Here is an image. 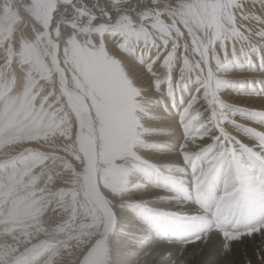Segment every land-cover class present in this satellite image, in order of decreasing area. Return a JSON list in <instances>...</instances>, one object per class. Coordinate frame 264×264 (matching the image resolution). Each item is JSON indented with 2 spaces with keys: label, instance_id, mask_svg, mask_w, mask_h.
I'll list each match as a JSON object with an SVG mask.
<instances>
[{
  "label": "snow or ice",
  "instance_id": "obj_1",
  "mask_svg": "<svg viewBox=\"0 0 264 264\" xmlns=\"http://www.w3.org/2000/svg\"><path fill=\"white\" fill-rule=\"evenodd\" d=\"M227 0H12L3 6L0 12V41L6 37L12 39L18 28L31 31L33 28L37 39L53 35L67 34L73 45L74 85L83 88L88 117L83 125L77 127L78 143L82 146L91 143L95 154L118 151L122 156H129L135 162V170L155 168L143 154L132 150L137 142V131L142 129L144 135L150 130L134 115L131 98L139 90L137 85L145 87V82L155 89L160 81L157 78L159 69H169V95L174 96L175 78L172 77L173 65L169 58L175 60L177 52H184V47L170 39L171 36H187L191 40L198 36L196 28L198 17L211 11L213 6L226 3ZM238 7L237 20H244L245 27L237 23L238 35L223 42L222 53L216 57L214 67L230 71L232 64L240 55H247L264 39V31L259 27L247 24L250 18L256 25H264V2L255 0L252 5L234 4ZM91 32L95 37H118L114 39L126 52L133 47L144 49L156 48L157 54L143 66L144 79L120 66L119 61L105 53L102 46L99 50H87L94 54L93 63H81L75 58L76 37L74 32ZM251 33V35H249ZM159 34V39L157 35ZM26 43V42H25ZM95 43V41H93ZM244 45H247L246 47ZM14 53V50H10ZM23 51V50H22ZM127 59V57H126ZM12 64H15L13 59ZM214 67L202 69L204 79L196 77L199 87L196 95L183 107L176 129L182 131V139L177 155L191 166L195 175L192 191L201 198L202 203L216 200L215 217L208 220L198 218L209 227L223 229L226 223L225 213L235 209L244 213L248 210L250 195L258 192L261 197L260 210L264 213V130H257L241 119L236 101L227 103L219 92L229 84V79L215 78ZM212 73L211 87L207 79ZM28 79H25V87ZM187 85H184L186 87ZM210 93V95H208ZM259 98V106H251L250 115L264 121V92L253 94ZM10 90V86H0V264H104V255L99 252L101 246L109 254L106 242L113 233L118 218L111 207L105 205L107 224L105 240H78L74 235L75 214L61 224L54 225L52 230L39 223V200L44 195L36 185L42 173L37 169L47 167L58 153L48 152L34 147L42 137L26 134L22 131L29 116L23 110ZM209 104L212 106L209 107ZM208 109L205 111V109ZM199 115L194 123H189L191 116ZM231 110L234 118L226 113ZM233 127H228V123ZM241 133L255 138L257 143H244ZM171 135L170 132L165 133ZM203 137V147L191 151L192 137ZM197 143H200L197 140ZM146 147H148L146 145ZM227 165L223 175V195L218 199L213 188L205 193L204 187L209 184L217 163ZM259 169V177L252 173ZM125 170L116 177L122 182ZM168 179L180 185L183 181L171 172ZM257 185L259 186L257 188ZM140 186L136 184L134 188ZM129 188L128 190L130 191ZM171 198H176L175 196ZM135 203V202H133ZM146 201L141 202V207ZM49 211L51 209L49 208ZM259 233L264 237V222L250 226L245 231H224V255L232 252V241ZM159 234L164 235L163 231ZM207 233L197 234L187 244L204 240ZM171 257V253L168 254ZM162 264H189L183 253L178 258L163 261ZM247 264H252L248 261ZM260 264H264V254Z\"/></svg>",
  "mask_w": 264,
  "mask_h": 264
},
{
  "label": "clouds",
  "instance_id": "obj_2",
  "mask_svg": "<svg viewBox=\"0 0 264 264\" xmlns=\"http://www.w3.org/2000/svg\"><path fill=\"white\" fill-rule=\"evenodd\" d=\"M11 2L12 0H0V12H3L6 3ZM254 2L255 0H227L223 5L213 6L209 13L198 17V36L191 40L187 36L170 37L174 41V47L177 42L184 47V52H177L175 60L169 58L168 61L173 65L172 77L175 78L176 92L184 88V85L196 83V77L204 79L202 69L214 67L216 57L222 53L223 42L238 35L237 23L245 27V21L237 20L235 15L240 9L233 8V5H252ZM247 24L264 31V25H256L250 18ZM35 31L34 28L29 31L21 27L12 39L6 37L0 41V86H10L12 95L17 98L16 102L29 116L22 131L42 137L40 144L34 147L58 153L47 167L37 169L42 175L36 187L44 193L39 200V223L52 230L54 225L63 223L75 214L73 235L78 240H105V205L115 212V209L132 199L129 188L141 183L147 185L148 180L136 172V162L131 157L118 156L114 162H108L99 155L97 149L93 160L91 143L84 146L78 143V124L83 125L89 113L82 98L85 95L83 88L73 83V60L69 58L72 56L73 45L69 43L67 34L37 39ZM72 35L76 37L75 45L79 48L99 50L102 46L107 55L119 61L121 67L127 68L128 52L119 43H115L113 47V37H95L91 32L80 31ZM156 35L159 39V34ZM260 43L264 44V39ZM10 50H14V53ZM158 71L159 86L149 93L146 88L137 85L139 90L131 98L133 115L145 126L153 97L156 94L169 95L168 88L172 87L170 83L166 86V82L170 80L169 69L161 67ZM214 72L215 78H231L230 71L214 67ZM127 75L132 78L131 72ZM212 78L210 72L207 78L210 87ZM219 95L227 103L233 102L222 90ZM236 95L242 96L243 93L238 92ZM207 110L206 108L205 111ZM194 111L197 114L191 116L189 123H194L198 118V110ZM261 111H264V106H261ZM226 115L234 118L231 110ZM246 123L252 126L254 121ZM149 139L142 129H138L137 142L132 150L143 154L147 151L146 141ZM190 144L191 151L199 150L203 147V137H192ZM125 170L128 174L122 176V182H117L114 176L121 175ZM148 193L168 195L162 186L145 187L142 195L147 196ZM99 252L104 255V264H111L110 254L105 253L103 246Z\"/></svg>",
  "mask_w": 264,
  "mask_h": 264
},
{
  "label": "bare ground",
  "instance_id": "obj_3",
  "mask_svg": "<svg viewBox=\"0 0 264 264\" xmlns=\"http://www.w3.org/2000/svg\"><path fill=\"white\" fill-rule=\"evenodd\" d=\"M100 2L104 4L106 0H100ZM113 39H118V37H113ZM263 53L264 47L257 46L247 55H240L238 60L231 66L229 84L222 89L226 96L236 101L235 106L241 109L238 116L247 121H254L252 126L257 130H264V121L258 118L254 119L250 113L251 106L261 104L259 98H255L253 94L264 92V62L257 61ZM156 54V48L133 47L127 56L129 71L137 78L144 79L143 66L139 63V59L142 58L143 63L146 64ZM75 58L81 63L94 62V54L79 47L75 50ZM145 87L149 93L153 91L152 87L146 82ZM198 87L197 83H193L181 88L174 96L156 94L153 97V103L146 120V127L151 134L148 135L150 139L146 141L148 147L143 155L156 167L136 171L139 175L147 178L148 184L141 183L140 186L130 189L132 199L124 206L115 209L117 218L120 217L125 220L119 221L118 219V224L106 242L111 264H162L163 261L178 258L181 253L184 254L190 264H224L226 259L236 264H247L248 261H252V264H260L261 255L264 254V237L259 233L232 241L231 254L229 256L224 255V244L226 242L224 231H228L230 225H234L235 228L239 223H246L244 227L236 228L237 231L243 232L251 223L253 226L264 222V213L260 210L261 197L258 192L250 195L247 210L250 219L235 220L237 223L234 222L233 224L228 220L223 229L215 226L209 227L198 219L201 216L208 217L206 212H210L209 214L213 215L214 218L216 200H209L206 204L202 203L201 198L197 197L192 191L194 178L195 175H198V172L185 164L177 155L182 139V131L176 129L183 107L196 95ZM238 92L243 93V95L237 96L236 93ZM182 95H184V98L180 100ZM227 126L233 127L230 122ZM168 132L171 135L165 134ZM241 139L244 143H257L253 136L246 133H241ZM118 156L122 155L116 150L105 152L102 155L108 162H114ZM95 158L96 154L93 150L92 159L95 160ZM223 167L226 169H223ZM225 170H227V165L218 162L209 184L203 189L205 193L211 187L214 189L217 199L223 195L222 178L226 173ZM169 172L174 177L180 178L183 183L180 185L173 183L168 179ZM252 175L258 178L260 175L259 169L257 168ZM117 176H114V179ZM154 186H162L166 189L168 195L156 193H148L147 196L142 195L145 187L152 188ZM181 195H188L189 197L195 195L197 200L208 210H199L200 212L197 213L191 211V213L190 209L193 206L196 207V204H193V206L188 205L187 201L189 203L190 198L185 202ZM173 196L176 198H171ZM142 201H146V205L143 207H141ZM140 211L145 215L156 217V223H159L162 217L171 219L179 225L178 232L172 237L168 233H164L160 237L159 232L157 233L149 226L146 227V225L140 223ZM146 231L148 232L146 233ZM201 233H207L206 239L185 246L186 242L191 241L195 235ZM169 253L172 254L171 257H169Z\"/></svg>",
  "mask_w": 264,
  "mask_h": 264
},
{
  "label": "rangeland",
  "instance_id": "obj_4",
  "mask_svg": "<svg viewBox=\"0 0 264 264\" xmlns=\"http://www.w3.org/2000/svg\"><path fill=\"white\" fill-rule=\"evenodd\" d=\"M262 55H264V53L262 54ZM261 55V57L260 58H258L257 59V61H260L261 60V62H264V56H262ZM186 93V92H185ZM184 98V95H182V97L180 98V100H182ZM223 169H226L225 167H223ZM226 171V170H225ZM181 198L186 202L189 198L191 199H189V203H188V201H187V204L188 205H190V206H193V204L195 205L196 204V207L195 206H193V208H191L190 209V212L192 211V212H194V213H197V212H200L199 210H202V211H205V210H208V208L206 209L198 200H197V198L195 197V195H191V197H189L188 195L187 196H185V195H181ZM196 202V203H195ZM191 203H192V205H191ZM196 208H198V209H196ZM196 209V210H195ZM196 211V212H195ZM201 211V212H202ZM233 211H235V212H233ZM191 212V213H192ZM230 212V213H229ZM193 213V214H194ZM207 213V215H208V217H205V216H203V217H205L206 219H208V220H212V219H214L213 218V215H210L208 212H206ZM239 214V217H238V214ZM205 214V213H204ZM249 213L246 211V212H244V213H240V212H237L235 209L233 210H230V211H228V212H226L225 213V217H227L226 218V221H230L231 222V224H233L234 222H235V220H241V219H245V220H247V219H250V216L248 215ZM231 215V216H230ZM243 215V216H242ZM245 215V216H244ZM139 216H140V223L142 224V225H146V227H148L149 226V228L150 229H154V231H156L157 233L158 232H160V231H163L164 233H168V234H170V236L172 237V236H175V234L178 232V230H179V225L177 224V223H175V222H173L171 219H168V218H166V217H162V218H160V220H159V223H156V217H151L150 215H145V214H143L141 211L139 212ZM202 217V216H201ZM212 217V218H211ZM215 217V216H214ZM233 217V218H232ZM247 217V218H246ZM210 218V219H209ZM230 218V219H229ZM239 218V219H238ZM119 219V221L120 220H125L124 218H118ZM231 220H234V221H231ZM147 222V223H146ZM235 223H237V221L235 222ZM241 226H240V225ZM238 224V226L237 227H233L232 225H230V227H229V230H237L236 228H238V227H244L245 225H246V223H239ZM151 226V227H150ZM250 226H252V223L251 224H249L247 227L249 228ZM232 227V228H231ZM148 231H146V233H147ZM160 235V237H162L163 235H161V234H159ZM190 264V263H189ZM224 264H236V263H232L230 260H228V259H226L225 260V262H224Z\"/></svg>",
  "mask_w": 264,
  "mask_h": 264
}]
</instances>
